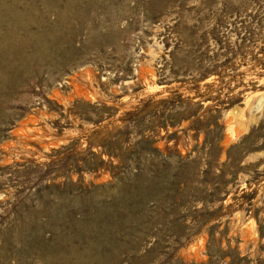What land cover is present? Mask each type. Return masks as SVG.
Returning a JSON list of instances; mask_svg holds the SVG:
<instances>
[{"label": "rangeland", "instance_id": "1", "mask_svg": "<svg viewBox=\"0 0 264 264\" xmlns=\"http://www.w3.org/2000/svg\"><path fill=\"white\" fill-rule=\"evenodd\" d=\"M0 264H264V0H0Z\"/></svg>", "mask_w": 264, "mask_h": 264}]
</instances>
